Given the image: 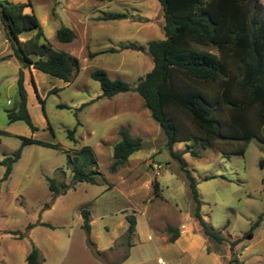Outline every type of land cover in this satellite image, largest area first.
<instances>
[{"label":"rangeland","instance_id":"374dc122","mask_svg":"<svg viewBox=\"0 0 264 264\" xmlns=\"http://www.w3.org/2000/svg\"><path fill=\"white\" fill-rule=\"evenodd\" d=\"M0 1L30 4L26 9L37 16L53 49L76 57L80 65L70 83L32 69L33 83L26 70L29 112L39 131L33 133L23 122L11 124L8 115L20 103V64L0 17V58L13 56L0 63V162L22 148L7 181H2L7 167L0 165V264H27L33 248L43 264H264V144L253 139L244 156L224 154L200 138L173 146L185 153L197 181L205 222L225 237L216 243L201 233L189 181L142 98L137 93L102 98L100 84L91 78L101 69L135 87L152 71L149 46L165 39L158 0ZM115 14L128 19L105 20ZM62 27L75 32L72 43L58 41ZM199 48L220 57L216 48ZM123 128L141 138L144 148L113 173L114 147ZM74 129L72 141L69 130ZM23 138L58 147H23ZM83 147L97 159L101 176L96 185L75 184L67 167V155ZM47 178L73 187L55 198ZM83 209L91 212L90 234L83 229ZM129 216L136 219L130 238ZM169 226L181 228L180 242H168Z\"/></svg>","mask_w":264,"mask_h":264},{"label":"trees","instance_id":"16d2710c","mask_svg":"<svg viewBox=\"0 0 264 264\" xmlns=\"http://www.w3.org/2000/svg\"><path fill=\"white\" fill-rule=\"evenodd\" d=\"M158 2L163 11L165 39L149 46L148 53L154 64L152 71L135 87L121 79L112 80L101 69L92 72L91 78L100 84L102 98L112 99L124 93H137L142 98L145 108L165 134L171 156L179 161L189 181L195 203L193 216L201 233L222 244L225 240L223 234L212 230L203 218L197 181L186 167L183 159L185 153L175 152L173 146L200 138L224 154L244 156L253 139L264 144V5L258 0ZM28 6L30 4L0 1V17L5 37L20 64L17 81L20 103L16 112L9 113V122H23L36 133L39 129L29 112L24 71L30 72L32 82L34 69L70 83L79 74L80 65L76 57L53 49L37 16L33 11L31 14L25 13ZM126 19V14H115L107 16L105 20ZM28 34L33 36L22 41ZM56 36L63 44H70L76 39L75 32L68 27L59 29ZM199 46L216 48L220 57ZM122 48L129 49L125 46ZM101 53L104 52L90 54L89 57L93 59ZM12 57H2L0 63ZM41 104L44 108L45 103L41 101ZM62 108L69 109L66 106ZM75 134L76 129L69 130V139L75 141ZM119 135L121 140L114 147L113 173L126 166L129 159L144 148L143 140L132 136L129 129H121ZM22 142L23 147H58L28 138H23ZM21 156L22 148L0 162L1 166L7 167L2 181L10 178L13 166ZM67 167L73 174L75 184H98L97 178L101 173L90 148L83 147L69 153ZM260 167L264 170V158L260 160ZM47 181L55 198L66 195L73 187L67 184L58 186L51 178H47ZM157 191L158 184L155 185L156 196ZM81 216L83 229L90 234L91 212L83 209ZM127 222L130 238L136 231V219L129 216ZM253 231L254 228L249 231V238H253ZM168 232L172 236L170 243H175L181 234V230L173 226L168 227ZM127 243L131 245V241ZM26 262L43 264L37 248H33Z\"/></svg>","mask_w":264,"mask_h":264},{"label":"crops","instance_id":"0c3cea01","mask_svg":"<svg viewBox=\"0 0 264 264\" xmlns=\"http://www.w3.org/2000/svg\"><path fill=\"white\" fill-rule=\"evenodd\" d=\"M25 13H27V14H31V12H29L28 11V9H25ZM25 72V71H24ZM30 73V72H29ZM25 79H26V75H25ZM28 106H29V97H28ZM129 162V161H128ZM179 229H181V228H179ZM181 235H182V231H181ZM182 237V236H181ZM181 237H179L180 239H178L175 243H177L178 241L180 242L182 239H181ZM170 239H168V242L170 243V241H169ZM164 241H165V243H168L167 242V239H164ZM175 243H172V244H175ZM171 244V243H170ZM128 254V253H127ZM127 254H126V256H127Z\"/></svg>","mask_w":264,"mask_h":264}]
</instances>
